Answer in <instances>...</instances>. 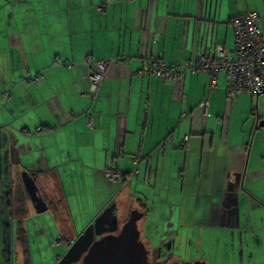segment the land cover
Wrapping results in <instances>:
<instances>
[{
  "label": "crops",
  "instance_id": "crops-1",
  "mask_svg": "<svg viewBox=\"0 0 264 264\" xmlns=\"http://www.w3.org/2000/svg\"><path fill=\"white\" fill-rule=\"evenodd\" d=\"M248 11L264 28V0H0L1 96L14 106L1 108L11 144L0 161L14 178L28 171L51 208L50 246H77L80 261L136 210L154 258L163 248L186 264H264V92L228 98L223 72L209 91L204 72L138 71L147 57L232 49L230 21ZM87 55L110 60L95 91ZM113 169L124 181L106 177ZM234 173L236 205L225 207Z\"/></svg>",
  "mask_w": 264,
  "mask_h": 264
},
{
  "label": "built area",
  "instance_id": "built-area-1",
  "mask_svg": "<svg viewBox=\"0 0 264 264\" xmlns=\"http://www.w3.org/2000/svg\"><path fill=\"white\" fill-rule=\"evenodd\" d=\"M103 9L102 6L98 7ZM256 11L233 17L230 21L233 29L234 44L232 49L217 45L211 57L200 55L195 61H177L167 63L162 59L147 57L143 60L140 73L155 75L163 80H176L185 72L192 74L204 72L209 76V91L216 85L217 76L223 72L225 75V91L228 98L240 93H248L256 97L264 92V28L258 24L259 15ZM122 62L125 58L118 59ZM84 62L89 65L88 77L92 91L108 78L106 69L109 59L93 60L91 55L84 57ZM34 82H38L34 77ZM200 106L205 109L207 100L203 99ZM88 127L94 126L91 115H87ZM185 136L181 145L186 146ZM106 177L111 181H120L121 172H106Z\"/></svg>",
  "mask_w": 264,
  "mask_h": 264
},
{
  "label": "rangeland",
  "instance_id": "rangeland-1",
  "mask_svg": "<svg viewBox=\"0 0 264 264\" xmlns=\"http://www.w3.org/2000/svg\"><path fill=\"white\" fill-rule=\"evenodd\" d=\"M3 90H8V89L0 88V123L2 122V118L4 117V115H6L1 110V108L9 106L10 109H13L14 107L12 103L8 101V98L7 100H5L1 96ZM15 112H16V109H15ZM7 131H8L7 129L4 130V127L0 128V141H1V137L7 138L5 136ZM10 144L11 143L8 144V142H4L3 144L0 143V156L1 157L2 155L5 154V149L8 148V145L10 146ZM13 166H14L13 163L9 162V164L7 165L8 173H7V176L4 175L3 181H5L7 184L9 183L12 184V182L14 185H16L17 183L21 184L22 183L21 173L16 178L11 176V173L13 172L14 169L11 171L10 169L13 168ZM14 175H16V173H14ZM3 196H2L3 200L5 201L1 203L0 208L3 211L1 212L0 216H2L5 220L9 222L11 218L13 217V211L9 210L8 207H6V205L9 204L8 203L9 197L6 194H4ZM24 204L27 209L23 210L22 214L20 215V218L22 219L23 227L26 229L25 238L27 240L28 252H30L29 264H71L73 261L81 262V259L83 256L80 257V261H78L80 255L77 252V246L72 247L71 253H69V249L66 250V248H64L63 246H60V247L50 246V239L51 238L53 239L56 237L55 225L50 215V213L52 212L51 208L41 213H36V211L33 210V206H31L32 205L31 202L29 203L27 199L25 200ZM140 223L141 222L139 221L138 224L140 225ZM10 227H11V231L12 229H14V232H16L15 225L14 227H13V224L11 226H7V229L9 231H10ZM14 237L15 239H14V243L12 244V247H13L14 254L15 253L17 254V258L15 257V262H13L12 264H20L18 263V261L22 259V253H21L22 251H20L19 247L18 248L14 247L16 246V242H17L16 234L14 235ZM146 250L148 254L149 264H168L170 262H175L177 260H180L179 262L186 264V260H191V258L190 259L189 258L180 259L178 256L176 259V258H173L172 256L165 255L164 251H162V255H160L161 254V251H160V253L156 256V258H154L151 255V251H149V249L147 248ZM209 259H210V256H209ZM217 259H218L217 261L220 264L221 263L224 264L222 259H219V257ZM195 260H199V259H195Z\"/></svg>",
  "mask_w": 264,
  "mask_h": 264
},
{
  "label": "water",
  "instance_id": "water-1",
  "mask_svg": "<svg viewBox=\"0 0 264 264\" xmlns=\"http://www.w3.org/2000/svg\"><path fill=\"white\" fill-rule=\"evenodd\" d=\"M240 178L241 173L233 174V182L231 181L228 185V204H224L225 207L236 205L235 189L240 186ZM21 181L36 213L45 211L46 203L38 196L37 187L28 171L21 172ZM140 217V212L132 210L117 233H107L94 239L87 247L79 264H149L147 250L139 238L136 225ZM191 264L207 263L196 260Z\"/></svg>",
  "mask_w": 264,
  "mask_h": 264
},
{
  "label": "flooded vegetation",
  "instance_id": "flooded-vegetation-1",
  "mask_svg": "<svg viewBox=\"0 0 264 264\" xmlns=\"http://www.w3.org/2000/svg\"><path fill=\"white\" fill-rule=\"evenodd\" d=\"M3 177L4 173L0 167V207L1 203L4 202L3 195L6 194L9 197L8 203L10 207L8 209L13 211V217L8 222L2 216H0V264H12L13 262H15V254L13 251L12 244L14 242V235L17 233V221L20 220V215L22 214L21 206L24 202V199H27L29 201V197L22 183H17L16 185H14L12 182V184H7L5 181H3ZM37 194L45 201L44 197L42 196V194H40L38 189ZM2 211L3 210H1L0 208V214ZM12 224L13 227L15 225L16 232H14V229H12L11 231V227L10 231L7 229V226H11Z\"/></svg>",
  "mask_w": 264,
  "mask_h": 264
},
{
  "label": "trees",
  "instance_id": "trees-1",
  "mask_svg": "<svg viewBox=\"0 0 264 264\" xmlns=\"http://www.w3.org/2000/svg\"><path fill=\"white\" fill-rule=\"evenodd\" d=\"M160 59V58H159ZM94 60V59H93ZM96 61V60H95ZM187 61V60H186ZM189 61V60H188ZM1 169L4 171V175L7 176V173H8V168L7 166H5L2 162H1ZM7 169V170H6ZM6 170V172H5ZM118 169H113V170H108L106 172H111V171H117ZM121 175H122V178L120 181H124L125 177H126V173H124L123 171H121ZM23 212V211H22ZM25 228L23 227V223H22V219L20 218L19 221H17V226H16V230H17V233H16V238L19 239L21 241V243H23V252H24V263L23 264H29V256H28V249L25 245ZM15 239V237H14ZM14 243V242H13Z\"/></svg>",
  "mask_w": 264,
  "mask_h": 264
}]
</instances>
